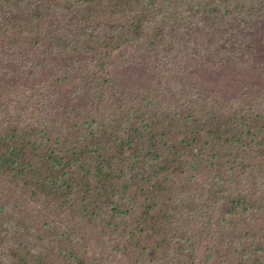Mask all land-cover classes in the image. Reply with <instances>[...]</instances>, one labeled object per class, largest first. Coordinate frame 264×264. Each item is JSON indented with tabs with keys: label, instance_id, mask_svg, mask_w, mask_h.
<instances>
[{
	"label": "trees",
	"instance_id": "1",
	"mask_svg": "<svg viewBox=\"0 0 264 264\" xmlns=\"http://www.w3.org/2000/svg\"><path fill=\"white\" fill-rule=\"evenodd\" d=\"M161 1L168 2L169 9L157 20L160 8L156 6ZM181 1L189 11L184 20H180L184 14ZM144 3V0H0V42L6 43L13 56L7 64L0 62V72L7 76V66L10 71L18 70L23 61L31 60L41 69L53 68L54 60L61 59L71 63L72 71L85 74L90 62L93 63L102 74L92 79L85 76L84 81L93 82L103 107L118 120L127 121L131 155L138 164L148 165L155 157L160 158L163 151L168 157L161 158V164L172 172L187 171L188 178L191 174L196 179L210 176L214 181L217 193L209 200L197 192L189 193V199L200 197L206 207V219L199 229L203 254L191 255L155 217L144 231L129 230V252L120 254L112 248L107 252L108 264H224L222 259L232 260L238 254L264 261V42L258 47L240 48V32L264 22V0H149L147 9H138ZM8 14L13 19L6 22ZM14 19L29 22L17 25L20 21ZM218 27L226 44L219 40ZM119 51H123L121 56L128 54L121 62L125 72L132 68L142 70L139 85L132 89L124 88L123 80L134 79V74H115L119 67L113 66V60ZM228 62L231 66L226 68ZM229 70L238 73L232 75ZM2 75L0 97L8 95L5 104L8 123L12 125L7 136L0 133L3 161L7 154L20 156L15 143L26 150L30 142L47 145L53 139L48 127L34 134H26L19 128L17 105L26 106L31 93L12 83L4 87L1 83L7 78ZM51 79L53 76L48 74L36 81ZM54 81L63 79L55 77ZM245 88L251 101L243 97L245 93L232 96V89L238 92ZM187 93L189 103L195 101L192 98L195 96L197 103L210 101L228 114L221 117V123L215 116L207 120L206 138L195 135L186 123L182 149L177 146L178 151L173 143L163 141L161 148L162 119L187 104ZM10 95L18 103L13 97L14 102H10ZM214 109L206 106L207 111ZM28 113L34 114L35 109L30 108ZM62 161L52 154L39 160L13 161L11 169L19 166L17 173L9 172L5 187L7 204L3 216L0 215V259L8 256L7 259L13 260L23 252H28L38 264H56L62 259L55 260L64 251L57 249L46 231L55 222L43 218L37 223L30 215L19 214L25 211L22 208L29 199L27 190L35 188L39 181L43 185L37 204H51L58 199L62 185L54 171L57 162L64 165ZM183 161H186L184 169ZM100 163L104 170L103 159ZM68 165L72 181L80 180L85 187L84 191L75 192V208L83 216L91 215L90 170L82 163ZM151 182L156 184L152 179ZM101 183L103 189L104 180ZM14 192L20 193L17 200L12 199ZM168 195L167 191H161L148 201ZM177 204H166L161 209L168 213ZM9 206L18 210L15 216L7 211ZM212 225L219 234L217 251L204 240V233ZM29 244L36 251H28ZM89 256L95 263L104 264L95 255ZM86 258V254L75 252V264H85Z\"/></svg>",
	"mask_w": 264,
	"mask_h": 264
},
{
	"label": "rangeland",
	"instance_id": "2",
	"mask_svg": "<svg viewBox=\"0 0 264 264\" xmlns=\"http://www.w3.org/2000/svg\"><path fill=\"white\" fill-rule=\"evenodd\" d=\"M148 1L144 0V5L138 9H147ZM160 10L157 12V20H161L163 14L169 9L168 2L161 1L157 4ZM184 14L180 20L187 18L189 11L184 7ZM13 18L8 14L6 20ZM15 20V19H14ZM20 21L17 25H23L29 21ZM148 22V21H146ZM185 33L184 30H182ZM219 40L225 43V35L221 32V27L217 28ZM241 47H258L264 42V22L260 26H248L240 32ZM250 44L251 47L247 45ZM238 51V50H237ZM123 51L116 53L114 58L115 74L123 75L121 62L127 53L121 56ZM32 58V55H28ZM138 56V54H136ZM12 50L5 42H0V62L8 63L12 59ZM82 64V63H80ZM231 64L226 63V68ZM7 78L1 84L7 87L12 83L18 89H25L31 96L27 100L26 106H21L14 95H10L8 100L18 103L19 128L26 134H34L41 128L48 127L49 134L53 141L50 144H38L30 142L25 150L23 146L15 143L20 156L7 154L3 161L0 160V215L6 206V183L11 174L17 173L18 166L12 168L14 160L22 159L39 160L52 154L53 158L63 159L64 165L56 163L54 174L58 177L62 188L59 197L51 204L38 203L41 195L42 183L39 181L35 188L27 190L29 199L26 207L22 208L19 214L30 215L31 219L37 223L46 218L55 223L46 227L48 237L55 243L57 249L64 251L62 258L56 264H75V252L86 254L85 264H97L91 259L89 253L95 255L98 260L107 263L108 253L112 248L121 252H129L127 234L129 230L144 231L154 221L156 217L173 232L185 249L191 255L203 254V243L199 235V229L206 219L205 204L200 202V197L189 199V193L197 192L205 200L213 198L217 189L211 177L203 176L199 179L193 178L192 174L188 178L187 171L182 173L172 172L161 164L160 159L168 157L163 151L160 158L155 157L148 165H140L131 155V138L127 121L118 120L108 109L103 107L96 97L95 86L84 81V77L94 78L102 74V70L90 62L86 73H79L71 70V63L61 59L54 60V67L47 66L44 69L34 65V62L23 61L18 70L10 71L7 66ZM139 68H132L125 72V76L134 74V79H124L123 86L132 89L134 85H139ZM238 71L229 70V74H236ZM51 74L49 81L39 82L36 79ZM62 78L63 81H54V78ZM121 82L118 85L121 86ZM189 93V91H188ZM182 104L174 110L173 114L162 119L160 128L161 148L162 141L172 144L182 149V141L185 139L183 126L188 123L192 127L195 135L205 137L204 128L207 120L215 116L218 123L221 117L228 114L222 111L214 103H197L196 97L193 103ZM251 101L247 88L243 91L232 89V96H242ZM8 95L0 97V133L7 136L8 129L12 126L6 111L5 100ZM13 97V98H12ZM206 106L215 107L214 110L207 111ZM30 108L35 109L34 114H29ZM204 108V110H202ZM187 109H191V112ZM178 150V149H177ZM179 151V150H178ZM70 156V159L67 158ZM103 157V158H102ZM103 159L105 168L101 169L100 160ZM34 163V162H32ZM68 163L84 164L90 170V184L92 197L89 201L88 212L91 215L83 216L78 207L75 208V192L84 191L80 180L72 181L73 175ZM27 164V162H26ZM186 161L181 164L184 169ZM103 171V174H102ZM152 181L156 182L153 183ZM104 180L105 187L101 189V181ZM9 187L13 189L10 182ZM161 191H167L169 195L163 199L150 197ZM35 192V196L31 195ZM13 200L20 196L19 192L11 194ZM50 199V197H48ZM179 201V203H178ZM178 203V204H177ZM149 204H152L150 206ZM166 204L175 205L171 212H164L161 209ZM12 215H16L12 206L7 210ZM1 231V229H0ZM204 240L215 250H218L219 234L215 225L204 233ZM9 243V241H3ZM82 242V243H81ZM83 244V245H81ZM28 251H36L32 244L28 245ZM108 252V253H107ZM8 256L1 257L0 264H38L27 253H21L16 259H7ZM224 264H264L254 257H243L238 254L232 260L222 259Z\"/></svg>",
	"mask_w": 264,
	"mask_h": 264
}]
</instances>
